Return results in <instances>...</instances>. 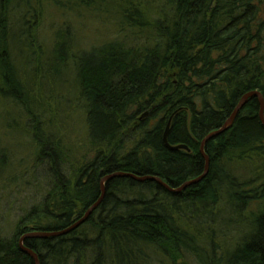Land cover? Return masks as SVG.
<instances>
[{
    "label": "trees",
    "instance_id": "trees-1",
    "mask_svg": "<svg viewBox=\"0 0 264 264\" xmlns=\"http://www.w3.org/2000/svg\"><path fill=\"white\" fill-rule=\"evenodd\" d=\"M162 3L158 11L124 9L122 32L148 35L139 46L115 40L80 57L72 56L66 34L57 36L49 62L63 70L68 58L74 61L91 153L73 167L21 74L20 64L32 66L36 83L44 79L43 49L35 46L43 4L0 0V105L27 118L24 132L48 182L43 200L16 223L12 237L0 238V264H35L20 239L70 227L99 200L107 176L156 177L175 190L201 177L203 140L225 125L245 95L259 92L264 99V0ZM169 123V145L187 150L166 147ZM205 154L209 172L197 185L173 193L155 182L113 178L86 224L66 236L26 240L25 246L40 264H264V211L251 222L248 237L232 241L234 227L247 223V213L264 201L257 97L206 144Z\"/></svg>",
    "mask_w": 264,
    "mask_h": 264
},
{
    "label": "rangeland",
    "instance_id": "rangeland-1",
    "mask_svg": "<svg viewBox=\"0 0 264 264\" xmlns=\"http://www.w3.org/2000/svg\"><path fill=\"white\" fill-rule=\"evenodd\" d=\"M58 1L41 0L44 15L35 46L43 49L41 60L46 64L43 66L44 79H37L38 84L30 71L32 66L27 70L20 64V68L24 79L29 82L31 94L40 102L41 111H45L43 120L62 140L68 151L69 164L77 167L84 162L85 157H91L86 114L76 93L72 58H68V67L63 70L49 62L54 54L57 36L66 34L68 43H71L72 56L80 57L115 40L139 46L148 35L122 32L124 9L138 5L148 12L154 8L158 11L163 3L162 0H85V5L81 0H60L66 7L63 10ZM23 55L29 58L30 52L26 51ZM27 123V118L19 109L0 105V238L3 239L12 237L16 223L31 208L41 203L48 188L44 171L36 167L34 149L28 134L24 132ZM263 211L264 201L257 211L247 213V223L234 227L233 244L249 236L251 222Z\"/></svg>",
    "mask_w": 264,
    "mask_h": 264
},
{
    "label": "water",
    "instance_id": "water-1",
    "mask_svg": "<svg viewBox=\"0 0 264 264\" xmlns=\"http://www.w3.org/2000/svg\"><path fill=\"white\" fill-rule=\"evenodd\" d=\"M253 97H257L259 99V104H260V119L264 124V99L262 97V95L259 92H251L247 95H245L238 107L236 108V110L234 111L233 115L229 118V120L225 123V125L218 131L211 133L210 135H208L202 142L201 145V154L204 156L205 160H206V168H205V172L204 174L197 178L194 179L192 181H189L187 183H185L182 187H180L179 189L175 190L170 188L166 183H164L161 179L156 178V177H150V176H146V177H138L135 175H131V174H122V173H118V174H114V175H110L105 177L102 182H101V197L99 198V200L92 206L90 207L85 214L76 222H74L70 227L61 230V231H55V232H31L28 233L26 235H24L20 241V248L21 250L28 255L29 257H31L34 260L35 264H40L38 255L33 252L32 250L28 249L25 246V241L26 240H30V239H48V238H57V237H62V236H66L69 235L71 233H73L74 231L78 230L80 227H82L84 224H86L90 217L94 214L95 211L98 210V208L100 207V205L102 204L105 195H106V190H105V184L106 182H108L109 180L113 179V178H130L138 183H144V182H155L158 185H160L161 187L165 188L166 190L173 192V193H181L182 191H184L185 189L197 185L198 183H200L202 180H204L209 172V158L208 156H206L205 154V146L206 144L215 139L216 137H218L219 135L225 133L228 129H230L235 121V119L237 118V116L239 115V113L244 109V107L246 106L248 100L250 98ZM169 130H170V123L168 124L165 134H164V143L166 145V147L171 150V151H177V150H187V147L185 146H178V147H172L169 145L168 143V136H169Z\"/></svg>",
    "mask_w": 264,
    "mask_h": 264
}]
</instances>
